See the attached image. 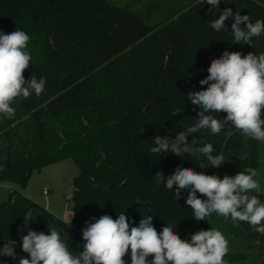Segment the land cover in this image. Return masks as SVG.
I'll use <instances>...</instances> for the list:
<instances>
[{
    "label": "trees",
    "instance_id": "1",
    "mask_svg": "<svg viewBox=\"0 0 264 264\" xmlns=\"http://www.w3.org/2000/svg\"><path fill=\"white\" fill-rule=\"evenodd\" d=\"M231 2L221 0L213 15L206 0H0V31L19 29L30 37L26 50L32 60L25 79L34 74L47 80L40 96L12 103V119L0 117V182L25 186L32 171L67 158L80 169L69 222L13 190L0 204V247L29 219L27 231L48 234V226L54 227L78 254L86 222L105 214L115 219L124 211L133 226L145 215L153 217L158 232L171 223L184 240L210 227L238 233L264 255V234L249 224L216 214L197 221L186 204L188 190L178 200L154 182L157 172L167 176L178 166L220 178L252 167L264 189V142L235 129L228 137L227 127L219 134L207 129L191 134L189 142L200 137L213 144V154H224L219 168H201L190 155L159 157L149 151L154 135L174 139L176 131L196 122L199 108L185 93L202 90L199 81L208 75L212 59L224 51L264 52V34L253 38L252 47L233 43L231 18L225 21L227 30L210 27L225 7L250 15L253 22L264 20V0ZM260 199L264 202V194ZM140 202H148V208ZM21 244L22 239L16 241V259L0 256V264L28 257ZM125 259L131 264L130 253Z\"/></svg>",
    "mask_w": 264,
    "mask_h": 264
},
{
    "label": "clouds",
    "instance_id": "2",
    "mask_svg": "<svg viewBox=\"0 0 264 264\" xmlns=\"http://www.w3.org/2000/svg\"><path fill=\"white\" fill-rule=\"evenodd\" d=\"M223 2L232 3L231 0ZM206 4L215 15L212 9H219L221 0H206ZM230 18L234 21L231 25L233 43L252 47L253 38L264 34V20L253 22L250 15L242 16L239 10L234 13L228 7L218 18L210 20V27L217 32L227 30L225 21ZM29 39L23 30L0 31V117L12 119L16 115L11 105L18 97L27 99L33 93L40 96L45 91L46 77L37 78L32 74L25 79L23 75L31 66L32 56L26 50ZM207 72L199 81L202 90L185 93L188 101L199 108L196 122L176 131L174 139L170 135H154L155 146L150 147V153L159 157L168 153L180 158L190 155L197 158L195 162L201 168H219L225 163L224 154H213V144L200 137L194 136L189 142L191 134L202 129L219 134L227 127L225 135L228 137L235 129L247 138L264 142V52L245 55L240 51H224L219 58L212 59ZM212 113H226V116L220 119ZM201 156L206 159H199ZM239 159L243 161L246 156ZM257 176V170L252 167L220 178L178 166L167 176L163 171L157 172L154 182L157 187L162 184L174 192L178 200L181 191L188 190L186 204L197 221H206L216 214L225 219L230 217L234 223L245 222L252 231L264 234V202L260 199L264 189L255 179ZM142 217L138 226H133L135 222L124 211L115 219L105 214L86 222L82 230L85 243L78 254L70 250L69 243L56 228L48 226V234L28 228L21 244L28 257H19L18 264H127L125 257L129 253L131 264H228L224 257L229 253V241L219 229H201L192 234L190 240H184L176 231L177 226L167 223L158 232L151 215ZM28 222L29 219L24 220L25 226ZM15 246L13 240L4 243L0 256L16 259Z\"/></svg>",
    "mask_w": 264,
    "mask_h": 264
},
{
    "label": "rangeland",
    "instance_id": "3",
    "mask_svg": "<svg viewBox=\"0 0 264 264\" xmlns=\"http://www.w3.org/2000/svg\"><path fill=\"white\" fill-rule=\"evenodd\" d=\"M79 173L80 169L75 160L67 158L32 171L25 186L11 180L1 181L0 204L9 199L13 190H18L57 217L69 222L72 220L74 200H68L67 196L73 195V181ZM18 232L20 239L27 234L24 221L19 225ZM221 232L229 241V253L224 257L228 264H264V255L255 243H250L238 233L233 234L222 229Z\"/></svg>",
    "mask_w": 264,
    "mask_h": 264
},
{
    "label": "water",
    "instance_id": "4",
    "mask_svg": "<svg viewBox=\"0 0 264 264\" xmlns=\"http://www.w3.org/2000/svg\"><path fill=\"white\" fill-rule=\"evenodd\" d=\"M139 205L147 209L148 206H149V203L148 202H146V203L140 202ZM11 240H13V241H19L20 240L18 230L14 233L13 237L11 238Z\"/></svg>",
    "mask_w": 264,
    "mask_h": 264
},
{
    "label": "built area",
    "instance_id": "5",
    "mask_svg": "<svg viewBox=\"0 0 264 264\" xmlns=\"http://www.w3.org/2000/svg\"><path fill=\"white\" fill-rule=\"evenodd\" d=\"M67 199H68V200H71V199H72V194H69V195L67 196Z\"/></svg>",
    "mask_w": 264,
    "mask_h": 264
}]
</instances>
